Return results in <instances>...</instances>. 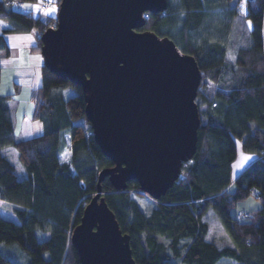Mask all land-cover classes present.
Listing matches in <instances>:
<instances>
[{"label": "trees", "instance_id": "1", "mask_svg": "<svg viewBox=\"0 0 264 264\" xmlns=\"http://www.w3.org/2000/svg\"><path fill=\"white\" fill-rule=\"evenodd\" d=\"M23 4L37 0H20ZM59 6L60 0H54ZM167 0L161 14H149L139 31L171 39L191 55L201 73L195 103L200 126L187 177L157 201L139 191L136 181L116 191L108 178L100 186L123 234L129 236L136 264H264V0H245L251 30L238 21L241 0ZM0 0V51L6 36L35 31L32 52H41V35L56 25ZM239 22V21H238ZM1 75V71H0ZM41 85L32 91V122L42 132L16 140L8 100L0 95V200L15 205L17 222L0 216V244L26 251L28 264H80L71 233L85 204L97 192L98 174L113 166L94 141L85 117L80 86L41 68ZM73 94L66 96L67 91ZM242 152L257 158L234 180L231 167ZM13 147L25 177L3 154ZM254 197L252 218L236 220L239 202ZM136 198L154 203L146 214ZM235 213H234V211ZM234 213V214H233ZM209 221L217 220L221 247L206 240ZM48 233L39 240L37 233ZM228 239V241H227ZM223 242V243H224ZM0 264H17L0 252Z\"/></svg>", "mask_w": 264, "mask_h": 264}, {"label": "water", "instance_id": "2", "mask_svg": "<svg viewBox=\"0 0 264 264\" xmlns=\"http://www.w3.org/2000/svg\"><path fill=\"white\" fill-rule=\"evenodd\" d=\"M166 9L167 0H60L55 27L41 35L43 66L81 87L94 141L113 163L71 233L80 264H136L105 202V178L116 191L136 181L157 201L196 151L197 63L171 39L139 31Z\"/></svg>", "mask_w": 264, "mask_h": 264}, {"label": "rangeland", "instance_id": "3", "mask_svg": "<svg viewBox=\"0 0 264 264\" xmlns=\"http://www.w3.org/2000/svg\"><path fill=\"white\" fill-rule=\"evenodd\" d=\"M33 4L25 3L21 8H17V10L26 12ZM172 5H176V1L172 0ZM236 11L238 21L236 24H243L247 30H251L252 26L248 19H246V11L247 6L245 0H241L236 3ZM21 49L20 62L21 67L19 70L12 71L9 69H3L0 75V95L6 96L11 95V98L8 100V106L10 110V117L13 126V132L16 140H21L25 138H29L31 133V128L35 125V122L31 121V115L33 112V102L31 100L32 91L41 85V68L43 66V58L38 52H25V56L23 54V50ZM9 51V50H8ZM6 50L0 51L3 56L8 52ZM11 58L16 59L17 52L15 50H10ZM72 90H68L66 96L72 95ZM27 117L24 120V117ZM32 123V124H31ZM25 126L24 131L21 132V128ZM30 125V127H28ZM33 125V126H31ZM34 134H39L42 132L41 130H35L33 127ZM237 153H242L245 157H249L253 154H248L242 152L240 149L239 142L237 143ZM3 154L7 157V159L13 164L15 167V172L18 179H23L25 177V172L22 166L18 162L16 150L13 147H8L3 150ZM242 162L241 158L239 159V163ZM253 162V161H252ZM251 164V163H250ZM248 166V165H247ZM246 168V167H245ZM94 196V195H93ZM92 196V197H93ZM141 209L146 213L150 209L154 207V203L147 198H136ZM15 205L0 200V216L5 219L17 222V218L14 214ZM219 226L217 220H213ZM221 227V226H219ZM222 229V228H220ZM38 239L43 240L48 238V233L38 232ZM225 238V237H224ZM223 238V239H224ZM224 242V241H223ZM0 252L6 255L11 260L15 261L17 264H28L26 251L21 249L17 245H5L0 244ZM227 260H222L221 263H226ZM220 263V264H221Z\"/></svg>", "mask_w": 264, "mask_h": 264}, {"label": "crops", "instance_id": "4", "mask_svg": "<svg viewBox=\"0 0 264 264\" xmlns=\"http://www.w3.org/2000/svg\"><path fill=\"white\" fill-rule=\"evenodd\" d=\"M33 5L26 10V12H31L33 16H40L41 18H49V17H56L57 15V10L58 7L55 4L54 0H37L36 2L32 3ZM231 6H236L234 5V1L231 3ZM54 8L55 11H50V9ZM35 35L36 32L35 31H31L30 33H25V34H11L6 36V41H7V45H8V49L9 51L6 53L5 56L2 55V53H0V69L1 71L3 69H9L12 71H16L19 70L21 67V62H20V55H21V49L23 50V54L25 56V52L29 50V52H32L31 47L34 45L35 43ZM10 50H15L17 52L16 55V59H12L11 58V53ZM27 117H24V120H26ZM32 124V123H31ZM33 126V125H31ZM28 127H30V125H28ZM36 129L35 130H41L42 124L40 122H35V125L33 126ZM31 128V134L30 135H36L34 134L33 129ZM25 126L23 125V127L21 128V132L24 131ZM43 129V128H42ZM32 136H30L29 138H31ZM28 139V138H25ZM244 155H242V153H237V158L236 160L233 162L232 167H231V179L234 180L244 169L245 167H247V165H249L252 161H254L257 156L255 155H251L249 157H251L250 160H245L244 159ZM241 158L242 162L239 163V159ZM260 204L257 201L256 198L254 197H249L247 200L243 201V202H239L236 205V208L234 209L235 211H254L257 208H259ZM152 209H150L148 212H146V214L150 213ZM233 210V211H234ZM234 211V213H235ZM233 213V214H234ZM203 220H206L203 218ZM209 227H208V233L206 236V240H212L214 241L218 247L223 244H229L228 242H219V238H222V231H220V229L217 228V224L215 223V221H213V218L211 221L208 222V220H206ZM220 228V227H219ZM228 241V239H227ZM220 246V247H221ZM222 260H227L228 262L226 263H221ZM239 264L236 261L233 260H228V259H221L219 260L216 264Z\"/></svg>", "mask_w": 264, "mask_h": 264}, {"label": "built area", "instance_id": "5", "mask_svg": "<svg viewBox=\"0 0 264 264\" xmlns=\"http://www.w3.org/2000/svg\"><path fill=\"white\" fill-rule=\"evenodd\" d=\"M5 3L6 4L12 3L16 8H21L24 5L20 0H5ZM184 165L185 164H182V166L180 168V172L178 175L177 182H181V181L186 180L187 173H186V167ZM142 194L146 196V194H144V193H142ZM235 217H236L237 221H243L244 219L252 218V214L249 212L237 211Z\"/></svg>", "mask_w": 264, "mask_h": 264}, {"label": "snow or ice", "instance_id": "6", "mask_svg": "<svg viewBox=\"0 0 264 264\" xmlns=\"http://www.w3.org/2000/svg\"><path fill=\"white\" fill-rule=\"evenodd\" d=\"M50 11H55V9H54V8H52V9H50ZM244 159H245V160H250V159H251V157H244Z\"/></svg>", "mask_w": 264, "mask_h": 264}]
</instances>
